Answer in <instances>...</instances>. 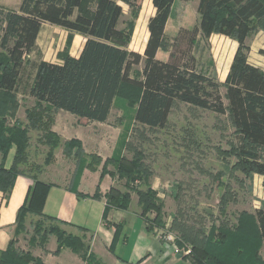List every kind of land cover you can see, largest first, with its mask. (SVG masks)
<instances>
[{"label":"trees","instance_id":"1","mask_svg":"<svg viewBox=\"0 0 264 264\" xmlns=\"http://www.w3.org/2000/svg\"><path fill=\"white\" fill-rule=\"evenodd\" d=\"M119 1L128 5V14ZM143 1L22 0L18 10L0 8V100L8 102L2 97L20 93L34 98V104L25 108L26 123L17 117H0V191L5 199L17 176L28 175L19 164L29 162L32 130L41 133L43 143L57 148L63 142L53 130L59 110L90 121L106 122L118 97L136 108V122L150 128L165 127L178 101L218 114L229 113L236 129V165L247 177L261 175L264 186V70L249 61L248 43L252 33L264 29V0H200L199 22L191 28H180L171 43L166 41L165 29L175 0H152L155 13L148 20L149 36L142 54L130 49V45ZM45 23L62 27L71 35L58 54L59 61L40 58L32 64L33 76L25 79L26 59L37 51V40ZM73 34L85 38L78 56L70 53ZM213 34L225 35L238 43L224 82L201 70L195 53L199 37L209 40ZM159 49L170 52L168 60L157 57ZM259 52L264 55V49ZM141 64L137 76L135 67ZM222 87L226 88L224 95ZM74 146L77 149L72 153ZM13 148L15 154L8 167L6 161ZM64 148L66 154L76 158L72 185H78L75 181L85 163L83 143L72 138L65 141ZM97 158L89 162V168L101 160ZM123 158L115 149L105 163L115 165L120 177L126 175L133 180L136 164ZM28 176L33 184L19 209L15 230H22L24 218L31 212L68 224L42 212L50 184L37 176ZM128 195L111 189L104 195L96 191L93 196L106 198V218L112 208L128 209ZM139 196L140 215L145 222H149L147 212L153 209L157 213L155 221L160 224L161 206L153 189L139 192ZM120 228L117 225V233ZM147 229L153 231L149 224ZM211 239L194 243V253L190 256L182 253L181 257L190 258L192 264H264V258L257 254L260 247L264 248V208H257L255 215H244L239 227L226 231L218 244ZM57 240L58 250L70 247L89 264H97L93 256H87L88 248L82 237L64 239L58 234ZM16 243L13 236L7 249L0 252V264H49L16 247Z\"/></svg>","mask_w":264,"mask_h":264},{"label":"rangeland","instance_id":"2","mask_svg":"<svg viewBox=\"0 0 264 264\" xmlns=\"http://www.w3.org/2000/svg\"><path fill=\"white\" fill-rule=\"evenodd\" d=\"M144 1L140 11L142 15L140 17L139 14L140 20L137 19L130 45V49L139 51H144L148 20L155 12L152 0ZM21 2L0 0V8L5 11L18 10ZM121 4L128 14V5ZM70 35L71 32L62 27L44 25L37 51L26 59L24 78L33 76L35 69L32 64L40 58L59 61L58 54L65 49ZM71 40L70 53L78 55L85 38L73 34ZM235 51L236 45L231 38L220 34L213 35L209 40L200 37L195 49L199 68L216 76L221 82L226 78ZM142 67V64L136 66L134 74L140 76ZM221 91L224 95L226 88L222 87ZM5 99L9 101L0 100V117H17L25 121V108L34 104V98L20 93L11 98L2 97V100ZM135 111L136 108L129 105L126 99L116 98L109 116L110 123L118 128L115 132L112 125L101 126L96 121L82 124L76 115L68 111L60 112L57 123L58 128L71 139L80 138L83 143L85 163L82 164L79 177L81 180L84 170H89L85 176L87 186L109 188L111 173H116L115 183L106 193L114 189L120 195L129 194L128 208L132 209L140 207L139 192H147L150 187L153 189L154 198L161 206L162 224L155 221L157 213L153 209L147 212L149 222L146 223L153 227L156 234L159 233L161 242L168 247L164 249L165 255L173 244L178 247L177 251L190 250L188 254L184 253L189 256L194 253L193 244H200L202 239L213 237L210 241L218 244L226 231H234L239 227L244 215H255L257 208H264L261 175L247 177L236 165V129L229 113L218 114L178 101L165 127L150 128L135 121ZM30 136L29 162H20V169L38 179L42 176L46 180L58 181L67 177L69 180L74 174L70 167L76 158L64 152L65 141L52 149L40 140L41 133L38 130H32ZM111 148L113 152L107 157ZM76 149L74 146L72 153ZM115 149L121 152L125 162L136 164L133 180L126 175L120 177L115 165L105 163ZM97 157L101 160L94 164V168H89V162L97 161ZM105 168L109 171H104ZM58 234L64 239L79 236L71 226L49 220L37 212L27 213L22 230L16 231L14 228L13 231L17 239L16 247L22 250L39 247L51 235L57 238ZM257 254L264 258V248L260 247ZM187 261L185 257L177 260L178 264H187Z\"/></svg>","mask_w":264,"mask_h":264},{"label":"crops","instance_id":"3","mask_svg":"<svg viewBox=\"0 0 264 264\" xmlns=\"http://www.w3.org/2000/svg\"><path fill=\"white\" fill-rule=\"evenodd\" d=\"M144 2L145 1H143V3ZM199 2L200 0H175L165 29L166 41L168 43L173 41L180 28H191L199 22ZM119 3L121 4L122 2L119 1ZM141 15L142 14H140V17ZM46 24L48 23L43 24L42 28ZM146 34L145 36H149V32L148 35ZM38 40L37 44H39ZM231 40L237 48L238 43L233 39ZM248 43L251 47L249 61L264 70V55L259 52L260 49H264V29H259L252 33L248 38ZM82 47L83 46L79 47L78 55ZM136 51L142 54L144 53V51ZM169 54L170 52L168 50L159 49L157 57L165 61L168 60ZM115 102L116 99L114 104ZM60 112L67 111L61 109L57 112L53 130L61 136L63 141H67L70 140L71 137L58 128L57 118ZM77 118H79L82 124L91 122L87 119ZM11 121H14V119H11ZM26 121L27 120L21 122L26 123ZM96 122L101 126L112 125L110 123V117L106 122ZM112 129L115 132L118 128L117 126H113ZM116 134L118 136V133ZM112 152L113 149H109L107 157L110 156ZM14 154L15 148L11 149L9 152L6 161L8 167L13 161ZM76 165L77 163L75 160L73 166L70 167L73 173L75 172ZM88 172V169L84 170L81 180L79 177L80 171L78 172L75 181L78 182V185H76V183L72 185L73 176L69 178V180L67 177L64 179L61 178V180L58 181L46 180L40 176V180L50 184L42 212L46 215L66 221L68 224L65 225L71 226L79 236L84 238L88 248L87 256H93L97 264H178L177 260L183 257L178 258V252L172 249L170 252L167 251L168 253L165 255L166 252H164V249L167 246L163 245L158 234L147 229V224L140 215L139 206L135 209L131 207L128 209L112 208L105 218L106 198L104 196L96 198L93 195L96 191H100L101 194L104 195L115 183L116 177L112 176V182L109 188L100 187V189L85 184V176ZM32 184L33 179L31 177L28 175H19L15 179L7 199L4 198L3 192L0 191V252L7 249L9 246L13 237L19 209L24 204ZM75 188L80 194L76 192ZM117 225L121 226L118 233ZM47 241L43 245L39 244V247L33 249L23 248V250L30 251L33 255L40 257L49 264H89L82 254L73 251L70 247L63 246L58 250V240L54 235H51ZM187 260V264H192L190 258Z\"/></svg>","mask_w":264,"mask_h":264},{"label":"built area","instance_id":"4","mask_svg":"<svg viewBox=\"0 0 264 264\" xmlns=\"http://www.w3.org/2000/svg\"><path fill=\"white\" fill-rule=\"evenodd\" d=\"M155 232V231H154ZM157 232V231H156ZM157 234L159 235V233L157 232ZM175 248V249H174ZM170 249L174 250L175 252H181V253H186L188 254L190 252V250H187V251H183V250H180V251H177L178 247L173 244V247H170Z\"/></svg>","mask_w":264,"mask_h":264},{"label":"water","instance_id":"5","mask_svg":"<svg viewBox=\"0 0 264 264\" xmlns=\"http://www.w3.org/2000/svg\"><path fill=\"white\" fill-rule=\"evenodd\" d=\"M134 33H135V32H134ZM225 79H226V78H225ZM224 81H225V80H224ZM224 81H223V82H224ZM181 256H182V253H181V252H178V253H177V257L180 258Z\"/></svg>","mask_w":264,"mask_h":264}]
</instances>
